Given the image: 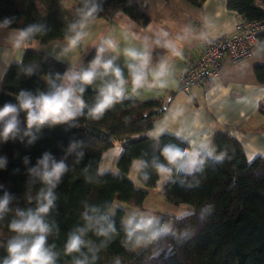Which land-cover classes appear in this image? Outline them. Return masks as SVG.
Listing matches in <instances>:
<instances>
[{"label": "trees", "instance_id": "1", "mask_svg": "<svg viewBox=\"0 0 264 264\" xmlns=\"http://www.w3.org/2000/svg\"><path fill=\"white\" fill-rule=\"evenodd\" d=\"M64 1L0 0V23L9 29L35 28L27 42L39 40L45 45L71 39L86 22L108 19L117 11L142 26L149 23L137 0H70L74 6ZM187 1L201 7L206 0ZM261 1L257 6L256 0H228L227 7L243 20L264 21ZM94 7L96 12L88 17L87 12ZM258 42L264 49V33L258 35ZM68 68L48 54L28 49L22 61L6 72L0 110L11 103L18 109V123L15 134L5 138L0 122V200H9L7 210L0 215V230L17 237L9 225L22 219L19 213L35 211L41 193L51 188L56 199L44 222L49 229L46 247L54 256V264H264V157L248 162L234 137L226 131L216 132L209 150L199 157L203 163L193 174L177 166L172 170V180L162 189L168 202L188 206L193 213L177 218L144 209L148 189L155 187L159 178L157 166L167 164L163 149L189 144L170 133L149 134L165 107L159 100L117 97L102 114L93 116L104 94L84 85L79 79L83 73L73 87L85 88L82 98L87 107L67 121L49 120L29 129L27 113L21 109V93L32 98L50 93L53 85L59 87ZM263 70L256 67L258 75ZM116 143L123 147L118 161L121 174H100L103 153ZM45 156L49 157L48 171L54 163L65 164V172L53 181L55 187L43 178L45 169L40 161ZM220 156L223 159H217ZM135 159L142 162V187L126 176ZM116 203L160 215L154 227L167 225L171 231L155 240L140 241L145 247L136 253L137 237H147L148 233L136 232L129 238L125 210L114 208ZM109 224L115 231L98 235ZM72 235H79L83 244L79 252L68 253L66 246ZM9 241L0 240V264L9 255Z\"/></svg>", "mask_w": 264, "mask_h": 264}, {"label": "crops", "instance_id": "2", "mask_svg": "<svg viewBox=\"0 0 264 264\" xmlns=\"http://www.w3.org/2000/svg\"><path fill=\"white\" fill-rule=\"evenodd\" d=\"M227 2L206 0L201 7H196L187 0H137L139 8L149 18L147 26H142L123 11H117L108 19L96 18L83 24L79 32L81 39L75 47H70L72 38L47 45L39 40L31 43L24 40L17 46L21 30L9 29L0 23V89L8 68L20 63L28 49L48 54L69 67L60 87L69 83L73 86L80 74L90 71L97 50L103 47L102 63L112 60L113 67L121 70L125 81L120 97L141 102L159 100L164 104L165 110L157 117L149 133L151 136L173 134L190 147L195 145L199 159L209 150L215 133L226 131L242 145L247 161L251 163L264 157V70L260 75L256 73V67H264V49L259 46L254 57L242 62L224 59L219 76L206 88L197 86L186 94L178 87L180 73L189 60L202 54L205 41L232 34L243 19L236 11L228 9ZM63 3L75 5L70 0ZM256 4L261 6L262 1L256 0ZM96 71L97 76L90 85L92 90L104 93L109 84L118 83L113 73L104 74L103 68ZM134 73L140 77L135 86ZM69 77L76 79L69 80ZM86 107L85 103L82 109ZM201 143L207 147H199ZM122 153L123 147L119 143L105 151L99 173L121 174L118 161ZM141 166L140 160H133L126 175L140 187ZM193 172L186 173L192 175ZM171 180V175L159 173L156 186L148 189L143 208L177 218L192 214L190 207L172 205L162 194L163 187ZM114 208L125 210L124 220L129 213L133 217L128 210L143 213L121 203H116ZM143 214L154 216L156 222L161 218L157 214ZM1 237L0 240L13 239Z\"/></svg>", "mask_w": 264, "mask_h": 264}, {"label": "clouds", "instance_id": "3", "mask_svg": "<svg viewBox=\"0 0 264 264\" xmlns=\"http://www.w3.org/2000/svg\"><path fill=\"white\" fill-rule=\"evenodd\" d=\"M96 12V8H92L87 12V16L91 17ZM7 23V21H6ZM37 29L29 27L27 30H21L17 38L16 45L20 46L21 42L28 37L35 34ZM81 39V33H77L74 38L70 40V47H75L77 42ZM112 45L109 43V47ZM105 49L103 47L97 50L96 59L92 62L91 70L83 73L79 79L84 85H91L97 76V68H103L104 74L109 72L113 73L118 83L109 84L104 89V99L101 103L93 109L92 115L99 116L107 109L113 102L114 98L120 97L124 93V79L121 70L113 67V61L108 60L102 63L101 56ZM76 77H69V80H74ZM140 77L135 73L133 75V85L135 86ZM53 91L48 94H43L37 98L27 97L21 93V109L26 111L27 126L31 129L34 125H43L51 120L54 123H60L73 118L85 106V101L82 98L85 92L84 87H73L69 83L66 86L57 87L53 85ZM17 116L18 109L11 103H6L2 110H0V122H3L2 135L7 138L9 135L15 134L17 131ZM7 118V119H6ZM199 147H207L206 144L201 143ZM162 156L167 164H159L157 166L158 173H167L171 175L173 168L179 167L184 172L194 171L198 165L203 161L198 159L199 152L197 147H184L177 148L175 146H167L162 151ZM217 159H223L222 156ZM251 159V157H250ZM44 166V180L55 187L53 181H58L61 175L65 172L64 163H54L51 171H48L49 157L40 161ZM169 165L171 167H169ZM136 167L139 168L140 164L137 163ZM56 197L53 195L51 188L47 192H42L40 195V202L35 211L19 213L22 219L19 222L13 221L9 227L11 231L19 235L9 241L7 246L8 257L3 261V264H54V256L46 247L48 226L44 222V217L49 213L53 207ZM9 200L5 197L0 200V215H2L8 206ZM85 219H89L85 216ZM135 217H129L126 220L129 226L128 236L131 238L136 232H146L147 237H137V242L147 240H155L157 237L164 235L171 231L165 225L163 227H154L156 218L154 216L141 217L139 223L134 224ZM84 230H81L83 233ZM109 231H115L112 224L108 225L107 229L101 228L98 235H107ZM83 241L79 235H72L66 246L68 253L79 252Z\"/></svg>", "mask_w": 264, "mask_h": 264}, {"label": "built area", "instance_id": "4", "mask_svg": "<svg viewBox=\"0 0 264 264\" xmlns=\"http://www.w3.org/2000/svg\"><path fill=\"white\" fill-rule=\"evenodd\" d=\"M261 33H264V21L242 19L232 34L206 40L202 54L195 60H189L180 73L179 89L189 94L194 87H208L211 80L219 76L224 59L238 63L254 57Z\"/></svg>", "mask_w": 264, "mask_h": 264}, {"label": "rangeland", "instance_id": "5", "mask_svg": "<svg viewBox=\"0 0 264 264\" xmlns=\"http://www.w3.org/2000/svg\"><path fill=\"white\" fill-rule=\"evenodd\" d=\"M128 212H131L133 214V216L135 217V221H140L141 217H145V215L141 212H138L137 210H128ZM131 216V214L129 213L128 214V218ZM127 218L124 220L126 222ZM0 236H3L1 238H15L16 236L11 234V233H8V232H5L4 230H0ZM145 247V244L144 243H139L136 247H135V252L136 253H139L140 251H142V249H144Z\"/></svg>", "mask_w": 264, "mask_h": 264}, {"label": "water", "instance_id": "6", "mask_svg": "<svg viewBox=\"0 0 264 264\" xmlns=\"http://www.w3.org/2000/svg\"><path fill=\"white\" fill-rule=\"evenodd\" d=\"M165 110V108L162 109V112Z\"/></svg>", "mask_w": 264, "mask_h": 264}]
</instances>
